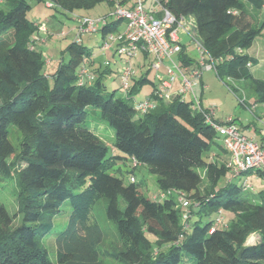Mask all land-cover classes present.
<instances>
[{"label": "trees", "instance_id": "1", "mask_svg": "<svg viewBox=\"0 0 264 264\" xmlns=\"http://www.w3.org/2000/svg\"><path fill=\"white\" fill-rule=\"evenodd\" d=\"M104 1L47 0L66 13ZM167 7L194 18V37L216 62L217 77L248 84L255 103L264 104V80L252 73L256 60L247 54L263 34L264 0H168ZM31 9V0H0V183L14 181L18 201L15 216L0 203V264H107L106 254L118 264H264V189L247 187L250 175L264 180V172L239 176L220 153L205 159L219 139L213 124L220 123L207 121L209 109L178 94L140 115L134 95L147 84L155 88L150 97L157 91L149 71L134 80L126 98L109 93L106 70L95 71L98 78L89 70L91 81L82 75L93 57L83 42L72 41L69 61L47 75L32 39L41 25L28 19ZM119 23H106L102 36ZM179 59L181 68L198 64L185 50ZM91 116L115 131L121 155L109 157L107 145L85 126ZM13 131L21 134L18 146ZM128 158L157 177L161 193L186 194L188 219L175 195L148 199L138 183L109 173ZM103 198L118 237L107 251L106 230L94 212ZM66 202L72 214L52 260L43 241ZM230 214L234 218L225 221Z\"/></svg>", "mask_w": 264, "mask_h": 264}, {"label": "rangeland", "instance_id": "2", "mask_svg": "<svg viewBox=\"0 0 264 264\" xmlns=\"http://www.w3.org/2000/svg\"><path fill=\"white\" fill-rule=\"evenodd\" d=\"M47 0H31L32 9L28 13V19L33 23H38L41 26H45L48 32H42L39 30L32 39L35 41V48L37 51L43 53L46 65L44 72L47 75H52L59 66L61 61L67 63L70 59V53L68 46L72 41H75L76 37V16H86L90 18H106L109 22H117L118 18L115 16L114 6L111 7L108 1H104L92 10H78L74 13L57 12L54 8L47 7ZM264 23V7L263 11L259 15V24ZM127 27L123 21H120L114 30L107 34L106 37L102 36L100 32L97 35L83 37V44L92 50L95 54V58L98 63L109 62L111 68L117 70L112 76H106L103 81L107 86L108 92L112 93L114 90H118V96L126 98V91L121 88V80L118 78V71L130 68L133 72L134 79H140L143 74L149 71V78L154 80L156 72L151 70L150 60H145L143 56L132 59L128 64L122 56L115 54L114 50L118 46V39L126 33ZM64 33L65 35H62ZM116 40L112 41L111 37ZM185 45V53L197 61L199 60V53L197 51L196 42L192 41L189 36H181ZM108 43L113 48L111 50H103V45ZM249 55L256 60V63L251 68L252 73L258 79L264 80V30L262 36L258 37L253 47L248 51ZM177 63L180 65L179 55L174 56ZM52 62L51 66L47 63ZM105 66V64H104ZM204 83L206 90L203 94V103L205 108H212L214 106L215 119L218 123L224 124L227 120L233 119L241 127H250L243 133L245 135H253L255 133V127H263L262 122L257 118L260 117V111H264V104L255 103V98L252 95L251 88L248 84L241 81L225 80L221 81L214 70L203 71ZM250 82V81H249ZM134 84V80H131V86ZM175 84V83H174ZM201 87V86H200ZM153 86L150 84L145 85L140 92L133 97V102H140L148 99ZM176 93H169L168 98L173 97ZM200 98V97H199ZM187 101H192L190 95L186 96ZM243 102L245 104H243ZM259 107V110L256 108ZM257 114V115H256ZM260 119H264V116ZM85 126L93 131L109 148V157L115 155H121V153L115 149V131L108 125V123L96 120L95 117H89ZM252 130L249 132V130ZM21 134L13 131L11 135V141L15 146L19 145ZM217 145L214 146L213 152L220 153L221 158L230 160V157L226 155L220 148L222 145V139L217 140ZM212 153L207 154L205 159L211 161ZM112 176L120 178L125 181V184H129L134 178L136 183L139 184L140 192L152 199L158 196L161 192L158 190L156 181L157 177L150 174L148 168L142 165L135 166L132 159L128 158L123 161H118L113 170L109 172ZM247 176H242L240 179L245 180ZM239 180V179H238ZM251 184L254 187L253 192L257 193L259 190L264 189V180L259 178L257 174H252L248 177ZM0 203H2L11 216H15L18 212L17 201V188L14 181H4L0 183ZM109 201L103 198L94 207V212L97 221L106 230V241L103 249L109 250L112 245L118 243V237L115 231V226L106 217V208ZM61 214L54 221V228L52 232L44 239L43 243L49 252V256L52 260H56L57 235L63 232L69 222L70 215L72 214V207L70 202L63 204L61 208ZM234 215H225V221L227 219H233ZM14 224L20 225V218H15ZM107 264H118L114 261L110 255L106 254L105 260ZM194 264V263H192Z\"/></svg>", "mask_w": 264, "mask_h": 264}, {"label": "built area", "instance_id": "3", "mask_svg": "<svg viewBox=\"0 0 264 264\" xmlns=\"http://www.w3.org/2000/svg\"><path fill=\"white\" fill-rule=\"evenodd\" d=\"M113 2L115 16L118 21L126 24L127 30L120 36L118 46L114 50L115 54L122 56L126 63L139 56L152 58L151 70L156 72L155 80L158 83L157 91L153 97L136 103V110L140 115H146L157 108L160 101L169 100L168 94L173 88L178 78H182V89L179 94L188 95L193 93L194 82L200 79L202 72L214 70L215 64L203 47L194 37L195 20L193 17L176 16L167 7L168 0H110ZM52 3H47L48 8H53ZM233 14H236L234 12ZM106 18H90L86 16H76V37L75 41L83 42V37L97 35L108 23ZM42 32H48L45 26H41ZM64 35V33H63ZM182 35L189 36L196 42L197 51L200 55L198 64L192 69L184 72L186 68H181L173 61V57L180 55L185 50ZM112 41H116L113 36ZM113 47L108 43L103 45V50H111ZM172 62V67L168 68L167 77L163 76L161 69L167 61ZM250 66V65H249ZM83 76H87L90 81L93 77L89 75V69L84 67L81 71ZM189 73V77L187 76ZM134 75L130 68L122 70L120 80L124 91L131 87V80ZM195 107L201 109L199 102L195 99ZM208 122L214 123V106L209 108L206 115ZM213 128L222 139V146L228 153L230 160L228 168L236 175H243L248 171L264 172V139L257 141L243 133L241 127L233 119H229L224 124H213ZM135 166L140 164L132 159ZM131 182H136L133 178ZM247 187L254 190L250 180ZM175 195L180 204L183 205L186 213L184 219H188V208L191 202L183 192L168 191L160 194V199ZM156 199V196H155Z\"/></svg>", "mask_w": 264, "mask_h": 264}, {"label": "crops", "instance_id": "4", "mask_svg": "<svg viewBox=\"0 0 264 264\" xmlns=\"http://www.w3.org/2000/svg\"><path fill=\"white\" fill-rule=\"evenodd\" d=\"M105 1H108V4L110 5V0H105ZM112 2V1H111ZM111 6V5H110ZM111 7H113V6H111ZM100 18V17H99ZM62 35H63V33H62ZM65 35V34H64ZM109 51V50H108ZM247 54H249L248 52H247ZM114 55H115V51H114ZM96 56H95V54H94V52H93V57H92V59H91V61H89L87 64H86V66H87V68L93 73L92 74V76H96L95 78H98V77H100V74H95V71H97L98 69H100V70H102V71H104V70H106V74L104 75L105 77L108 75V76H112L111 74H113V73H116V71L117 70H115V69H112L111 68V64L109 63V62H105V63H102L101 61H100V63H98V61H97V59L95 58ZM191 57V56H190ZM143 58L145 59V60H150V57H145V56H143ZM193 58V57H192ZM193 59H195V58H193ZM196 60V59H195ZM173 61L177 64V65H179L178 63H177V61H176V59H175V57H173ZM48 64V66H51L52 65V62H49V63H47ZM104 64H105V66H104ZM151 64H152V62H151ZM196 64H194L191 68H186V69H184L183 71L184 72H187V70H192L193 68H194V66H195ZM169 67H172V62H170L169 60L166 62V64L163 66V68L161 69V73L163 74V76H165V77H167V74H168V68ZM57 70V69H56ZM121 70L120 71H118V74H117V76H118V78L120 77V74H121ZM189 73H187V76L189 77V75H188ZM104 77V78H105ZM132 80H135L134 79V77H133V79ZM155 83H156V85H158V83H157V81L154 79L153 80ZM201 86V87H200ZM157 87V86H156ZM154 87H153V89L151 90V92H150V96L153 94V92H154ZM181 89H182V78H178L177 79V81L175 82V84L173 85V88H172V90L170 91V93H173V92H175L176 94L174 95V96H176V95H178L179 93H180V91H181ZM206 90V85H205V83H204V75H203V72H202V75H201V77H200V79H198L196 82H194V86H193V93H190V94H188V95H190V97H191V99H192V101H194L195 102V99H197L198 100V102H199V106H200V108H205V106H204V103H203V100H202V98H203V94H204V91ZM149 96V97H150ZM173 96V97H174ZM185 96V98H186V96L187 95H184ZM148 97V98H149ZM173 97H170L169 99H171V98H173ZM200 97V98H199ZM206 109H209V107L208 108H206ZM257 110H259V107H257ZM260 115V117H257L261 122H262V126L263 127H261V128H259V127H255V133L253 134V135H251L250 133H248L249 135L248 136H250V137H254V138H256V140L257 141H261L262 142V140L264 139V119L262 120V119H260L261 117H263L264 116V111L262 110V111H260V113H259ZM216 120V119H215ZM250 127H247V128H245L244 126H241V129L242 130H244L245 132H247L246 130L247 129H249ZM252 130L250 129L249 130V132H251ZM222 146V145H221ZM228 155V154H227ZM213 156L215 157V156H217V153H214L213 154ZM229 156V155H228ZM227 159V158H226Z\"/></svg>", "mask_w": 264, "mask_h": 264}]
</instances>
